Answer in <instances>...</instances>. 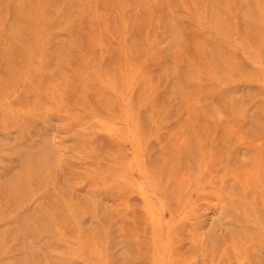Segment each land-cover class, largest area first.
Instances as JSON below:
<instances>
[{"label":"rangeland","instance_id":"obj_1","mask_svg":"<svg viewBox=\"0 0 264 264\" xmlns=\"http://www.w3.org/2000/svg\"><path fill=\"white\" fill-rule=\"evenodd\" d=\"M0 264H264V0H0Z\"/></svg>","mask_w":264,"mask_h":264},{"label":"bare ground","instance_id":"obj_2","mask_svg":"<svg viewBox=\"0 0 264 264\" xmlns=\"http://www.w3.org/2000/svg\"><path fill=\"white\" fill-rule=\"evenodd\" d=\"M19 2H21L22 0H18Z\"/></svg>","mask_w":264,"mask_h":264}]
</instances>
